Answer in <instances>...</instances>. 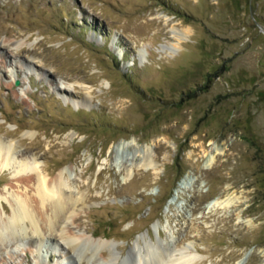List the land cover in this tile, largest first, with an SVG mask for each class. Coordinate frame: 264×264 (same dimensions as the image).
<instances>
[{"label":"rangeland","instance_id":"1","mask_svg":"<svg viewBox=\"0 0 264 264\" xmlns=\"http://www.w3.org/2000/svg\"><path fill=\"white\" fill-rule=\"evenodd\" d=\"M0 138L50 178L65 168L74 201L0 264H59L61 230L111 241L114 264L142 238L264 264V0H0ZM13 172L7 212L4 190L32 193Z\"/></svg>","mask_w":264,"mask_h":264},{"label":"bare ground","instance_id":"2","mask_svg":"<svg viewBox=\"0 0 264 264\" xmlns=\"http://www.w3.org/2000/svg\"><path fill=\"white\" fill-rule=\"evenodd\" d=\"M172 30L178 40L188 35V29L173 28ZM176 47L177 43H172L169 48L171 50L176 49ZM143 151L144 155L140 166H151L152 159L148 149ZM18 152L14 143L0 138V170H15L13 173L18 176L16 184L29 186L32 192L30 195H26L25 192L21 193V191H3L2 198L7 203L9 212L3 206L0 207V249L11 241L16 242L17 239L26 234H31L34 237H41L42 232L52 234L58 221L62 220L63 222L67 219L65 214L74 202L71 194H68L70 185H68L69 180L65 176V168L50 178L41 168L36 166L37 162L34 157L24 156ZM187 176L178 182V189L183 187L182 185L185 183L187 184ZM231 201L227 197L225 200H215L213 204L221 203L222 207H227ZM24 224L28 225V229H25ZM55 236L66 248V253L63 255L64 259H61L59 264H70L67 259H69V254L75 251L81 253L77 256V260L87 264L92 263L91 261H96L93 264H97L99 259L104 260V264H114L120 254L119 252L116 253V249H113L114 244L111 241L91 240L83 237V235L67 234L63 230ZM37 240L40 241L42 238ZM142 242L143 246L136 242L134 247L129 250V256L133 257L132 264H194L195 262L194 257L185 253H174L162 242L153 243L150 239L146 241L144 238H142ZM104 252L107 254L105 255ZM247 259L248 256L243 255L236 264H246Z\"/></svg>","mask_w":264,"mask_h":264},{"label":"water","instance_id":"3","mask_svg":"<svg viewBox=\"0 0 264 264\" xmlns=\"http://www.w3.org/2000/svg\"><path fill=\"white\" fill-rule=\"evenodd\" d=\"M17 84H18V82H17Z\"/></svg>","mask_w":264,"mask_h":264}]
</instances>
